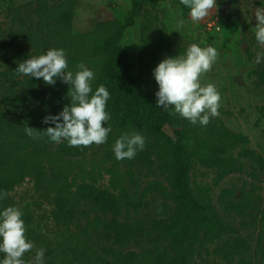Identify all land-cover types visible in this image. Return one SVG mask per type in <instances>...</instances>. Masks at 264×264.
Segmentation results:
<instances>
[{"label": "rangeland", "instance_id": "obj_1", "mask_svg": "<svg viewBox=\"0 0 264 264\" xmlns=\"http://www.w3.org/2000/svg\"><path fill=\"white\" fill-rule=\"evenodd\" d=\"M138 1L135 23L123 29L132 0H0V192L8 194L4 208L22 211L26 239L34 243L24 260L31 264L35 249L43 248L46 264H111L115 251L137 253L139 264L162 252L165 264L178 261L180 202L165 135L181 129L197 139L190 149L191 188L220 223L210 229L197 218L184 246L185 264H264V57L256 63L264 48L254 29V11L264 8V0H216L198 23L180 0ZM93 30L121 36L132 77L143 78L156 99L153 70L161 60L184 56L193 43L216 48L218 58L201 84L219 91V115L201 126L173 112L161 132L114 122L107 142L91 147L27 136L26 125L37 131L54 126L43 118L69 104L58 92L67 96L69 85L59 79L46 85L42 78L18 75L16 67L62 48L70 70L83 62L94 71V94L99 56L87 47L86 35ZM126 131L140 133L146 144L121 161L113 145ZM203 154L227 161L204 160ZM98 192L105 201L98 202ZM109 195L114 212L106 211ZM58 207L66 215L56 217ZM123 222L137 230L125 247L115 243L116 224Z\"/></svg>", "mask_w": 264, "mask_h": 264}, {"label": "clouds", "instance_id": "obj_2", "mask_svg": "<svg viewBox=\"0 0 264 264\" xmlns=\"http://www.w3.org/2000/svg\"><path fill=\"white\" fill-rule=\"evenodd\" d=\"M190 9L193 23H198L216 7V0H180ZM255 39L264 48V8H256ZM219 31V29H217ZM218 51L212 46L201 47L191 44L184 56H171L161 60L153 70L159 86L155 93L156 106L172 109L174 114L192 124L207 126L219 115L221 95L214 84H201V77L210 72L218 58ZM264 53H258L256 63L261 62ZM18 75L43 79L46 85L54 86L57 79L69 85L67 96L70 103L56 115H47L43 123L53 124L42 131L25 126V133L33 140L46 136L50 141H67L69 147L99 146L107 142L111 126L105 122L111 119L105 110L110 93L100 85L92 94L91 81L95 77L92 69L83 62L73 72L69 69L65 50L50 48L45 54L24 59L15 69ZM91 94V95H90ZM145 137L135 131L123 132L113 145L117 160L133 159L145 148ZM0 192V200L7 197ZM23 213L16 206H7L0 211V253L4 254L0 264H26L24 256L34 249V243L26 239ZM45 249H35L31 264H44Z\"/></svg>", "mask_w": 264, "mask_h": 264}, {"label": "trees", "instance_id": "obj_3", "mask_svg": "<svg viewBox=\"0 0 264 264\" xmlns=\"http://www.w3.org/2000/svg\"><path fill=\"white\" fill-rule=\"evenodd\" d=\"M138 0H132V9L127 21L123 24V29L135 23L137 15ZM70 19V18H69ZM87 47L93 48L99 56V73L97 76V86L104 85L109 93L110 99L106 104V111L111 119L105 122L104 126L112 125L114 122L119 124L120 128L126 129L135 125L147 127L152 131H163L164 127L172 120L173 110H165L156 106L157 99L148 90L146 81L141 78L132 77V63L129 54L119 43V39H114L110 34L93 30L87 33ZM65 90H60V97H65L70 103V97L64 96ZM197 139L187 130L177 129L173 135H165V145L170 149L172 158L175 163V184L176 196L180 202V235L177 238V248L180 258L173 264H185V243L187 242L191 232L193 231L197 218L200 217L201 224L210 229L220 227L219 220L214 216L207 202L196 198L191 188L190 178V149L196 144ZM204 153V152H203ZM204 160L212 162H226V159L218 160L213 156L203 154ZM4 154L0 153V159L4 158ZM98 202L105 201L104 194L98 192ZM106 205L107 212L115 210L114 200L112 196H107ZM4 209L2 200H0V211ZM56 217L66 215L63 207H58L55 211ZM116 224L119 235L115 239V243L121 247H125L131 239L137 236V230L134 226L124 224ZM124 228L121 230V228ZM129 235H125V234ZM239 247V246H238ZM241 247V246H240ZM115 249H112L114 252ZM121 251H115L113 263L111 264H139L137 253L122 255ZM0 255L4 256L3 253ZM166 255L164 252L156 260H151L145 256L147 264L153 261V264H165ZM47 256L44 255V264H46Z\"/></svg>", "mask_w": 264, "mask_h": 264}, {"label": "water", "instance_id": "obj_4", "mask_svg": "<svg viewBox=\"0 0 264 264\" xmlns=\"http://www.w3.org/2000/svg\"><path fill=\"white\" fill-rule=\"evenodd\" d=\"M222 11L225 12V13H229V10H228V7H227V4H224L222 6Z\"/></svg>", "mask_w": 264, "mask_h": 264}]
</instances>
